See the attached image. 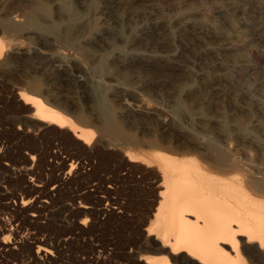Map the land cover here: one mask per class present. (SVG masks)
<instances>
[{
	"label": "rangeland",
	"instance_id": "rangeland-1",
	"mask_svg": "<svg viewBox=\"0 0 264 264\" xmlns=\"http://www.w3.org/2000/svg\"><path fill=\"white\" fill-rule=\"evenodd\" d=\"M70 1L77 14L74 20L67 19L70 17L61 0H0V41L6 43L10 35L22 30L10 38L39 49L51 48V42L61 46L65 38L62 45L66 46L61 48L68 53H75L72 48L78 44L81 48L75 49L88 60L87 68L97 82L86 86L79 81L64 82L61 72L49 68L43 97L72 117L80 106L91 126L98 128L104 120L96 103L98 84V94L105 100L124 140L114 144L103 136L101 145L91 155H81V176L66 179L69 167H62L60 159L68 152L78 151L67 144L66 137L26 117L28 113L19 98L29 101L33 95L23 87L25 78L15 67L28 58H9L13 66L0 69V123L4 131L0 135V156L4 157L0 159V218L11 219L12 213L3 207L9 199L34 200L39 195L29 194L28 183L40 185V190L52 194L36 201L35 209L40 210L37 221L21 218L20 214L15 225L22 230L19 236L28 240L18 249L1 250L0 264H32L30 259L36 249L33 236L45 238L52 246V254L58 260L54 264H128V218L147 217L141 226L145 235L154 226V216L143 211L146 199H150L144 187L152 181L156 185L162 183L153 175L161 171L159 160L163 156L176 161L193 160L209 177L230 182H242L243 177L236 170H216V156L221 153L225 160L236 155L243 161L264 162V0ZM32 10L39 17H46L39 18L40 28L28 27L21 19ZM13 15L19 22L12 19ZM72 32L76 33L71 35ZM44 149L52 155L61 154L59 160L46 155ZM44 157L47 164L40 165ZM27 166L34 170L32 174L24 171ZM22 175H26L24 180ZM102 184L114 192L108 194ZM85 190H89V196L86 193L83 202L91 210L81 225L77 223L81 218L76 211L70 213L67 208L72 206L68 204L72 194ZM113 197L124 202L123 207L114 208L120 215L100 213L104 207H116L109 201ZM42 199L47 200L44 205ZM251 263L260 264L245 262Z\"/></svg>",
	"mask_w": 264,
	"mask_h": 264
},
{
	"label": "bare ground",
	"instance_id": "bare-ground-1",
	"mask_svg": "<svg viewBox=\"0 0 264 264\" xmlns=\"http://www.w3.org/2000/svg\"><path fill=\"white\" fill-rule=\"evenodd\" d=\"M61 2H62L63 7L65 8L64 10L68 12L69 17H70V18H67V17L66 18L69 20L71 19L74 20L73 17H76L75 15L77 14H75L71 1L61 0ZM38 15L40 14L37 13L36 10H32L30 13H27L25 16L21 15L22 16L21 19L24 20L25 24L23 22H20V23H23L24 25L28 27H38L39 25L41 26L42 25L40 22L41 19L39 20V18L43 16L39 17ZM43 18H46V17H43ZM8 19H10V17ZM8 19H5V20L9 21ZM12 19H15V21L18 20L16 19V17H14V15ZM17 22H19V20ZM46 22L47 21L43 23H46ZM64 24H67V22H65ZM73 24H76V23H73ZM19 28H23V27H19ZM13 29L15 28L12 27V30ZM79 29H81V27ZM75 30L76 29H73V31ZM21 31H19V34L21 33ZM13 32L9 30L8 33H13ZM73 33L75 34L76 32H72L71 35ZM19 34H15V35L18 36ZM15 35H10V37L11 36L14 37ZM71 35L69 37L72 38ZM76 35H80V34H76ZM76 35H74V38ZM39 36L41 37V35ZM10 37H8V41L6 43H4L3 41H0V69H6V68L13 66L12 65L13 63H11L10 62L11 60L9 59L11 57H21L22 58V56H27L28 60H26L19 66H16L15 69L18 70L20 75H22L25 78L23 80L25 86L23 87L27 88L29 90L28 92H31L33 96L29 98V101L27 99L24 100V98L22 97H20L19 100H21L23 110L28 113L26 117L33 119V121L34 120L39 121L43 123L44 125H46L47 127H50L52 132L58 135L64 136V138L66 137L67 138L66 140L68 141L67 144L72 147L74 146L76 148V151H78L75 153L68 152L64 157L60 159V165L62 167L63 166L69 167V171L67 174L68 177H66V179L68 178L69 180L71 179V177H73V175H76V174L79 175V173L81 174V172H79V169L81 167L78 165L82 163L81 155H85V156L91 155L92 151L101 145L102 143L101 138L103 136L110 138L111 140L110 139L109 140L111 142L115 141V143L114 142L113 143L116 144V141H119L121 139L124 140V138H122L123 134L116 127L115 123H113V120H112L113 116L111 117V114H109V110L107 109V106H106L107 104H105L106 103L105 100L101 97L100 94H98V84L95 87L96 95H97L96 103L100 105L99 110H101V112L104 114V117H103L104 120L102 121L103 123L98 128L97 127L94 128L91 126V124L87 120V116L85 115L83 111L84 109H82L80 106H78V108L75 111V117H72L70 114L64 111V109H62L60 106L49 101L50 99L47 100L43 97V92L46 91V87H47L46 77H48V75L50 74V71L47 72V69L49 68L56 70L57 72H61L63 74L64 82L74 83V82L79 81L81 85H85L87 83L93 84L97 82L96 80L94 81V78L90 74L91 72H89L87 68L86 62L88 60L86 61L85 56L83 57V55H78L79 51L76 50L79 47L78 44H76L74 48H72L71 46V48L74 49L72 50V52H75V53H68L69 50L65 52L61 48V46H66V45H62L63 44L62 42L65 40V38L62 42H60L61 46H59L60 44L58 45L55 42H51L50 43L51 48L49 49L40 48L39 49V48L33 47L29 43H22L18 41L17 39L10 38ZM69 37L68 39H71ZM60 40H62V38ZM64 44H67V43H64ZM74 44L75 43H73V45ZM67 45H71V44H67ZM81 51L83 52V50ZM90 63L91 62L89 61V65L92 64ZM67 67H69L70 70H68ZM71 105L72 107L76 106V105L73 106V104ZM29 120L30 119H28V121ZM1 123H0V135L4 134L3 133L4 131L1 130V125H2ZM126 141H124L125 143L124 146L127 145L126 143L128 141L127 142ZM120 142L124 144L122 141ZM120 142H118V144H120ZM132 142L133 143H130V142L129 143L132 145L134 144V141ZM105 147H108V145H105ZM36 148L38 149V147ZM44 151L47 152V150L45 149ZM45 154L46 155L49 154L48 156H54V158H57L58 155H61V154H57V152L52 155L50 151ZM99 154L101 153L99 152ZM2 157L3 156H0V159ZM223 157H222V153L216 156V159H217L215 162L216 170H219V171L236 170L237 172L242 174V177H243L242 182L215 180L209 177L204 172V170L200 167V165L193 160L176 161L173 158L170 159L164 156L159 160L161 163L160 165L161 171H159V174L155 173L157 175H153V176L155 178L156 177H159V179L161 178L162 183L158 182L160 184L157 183L156 185L155 183H153L154 181H152V183L147 184V187H144V193L145 194L147 193L148 195L146 196L150 197V199L148 200L146 199V203H145L146 207L144 208L145 210L143 211L146 212L145 214L147 216L151 214L154 216L155 218L154 226H152L151 230L147 232V234L145 235V233L143 234L141 232V226L143 224H146L145 221L147 220V217L145 218L144 216V218L141 217L138 220H133L132 218H128V239L126 240V243H128L127 244L128 245V264H245L246 261L256 262L260 264L264 263V162L262 161L260 163H254L251 160L243 161V160L238 159L236 155L228 156V159L226 160ZM45 158L46 157L43 158V161L42 159H39L42 161L40 165L46 162ZM59 158L60 157H58L57 159L59 160ZM177 160H181V159L177 158ZM24 161L28 162L25 159ZM76 165H78L79 167H76ZM51 168L55 169V166L53 165ZM56 169H62V168H56ZM24 171L27 174L28 173L32 174L34 170L32 169V167L27 166V167H24ZM25 176L22 175L21 180H24ZM57 180L60 181V179H57ZM111 181H108V182H111ZM58 186H59V183H58ZM101 186L103 187L104 185L102 184ZM39 187L40 185L32 186L29 183L26 185V190L29 192V194L30 193L33 194L34 192H39V195L34 197V200L28 199V198L25 199L24 197H20V196H18L20 197V199L16 197L15 199L14 196H12L14 199H9L6 202L5 200H3V202H5L3 203V207L6 210H9L10 213L12 214H11L10 220L8 219L4 221L3 219L0 218V251L1 250L10 251L16 248L18 249V247L21 246L22 242H26L28 240V239L24 240L22 239L23 238L22 236H19V232H21L22 230H19V228H17V225L15 224L18 220H20V214L23 215L21 216V218L24 217V219H27L32 222L37 221V219L39 218L40 210L35 209L36 201H38V199L40 198L47 197L48 195L52 194V192H46V191L40 190ZM80 187H83V186L81 185ZM79 189L82 190V188H78V191ZM98 189L100 191V187L97 188V191ZM54 190L52 188V191ZM105 190L108 194L111 192L112 193L114 192L112 187H109ZM88 191L85 190V192L81 191V192L75 193L74 195L72 194V196L69 198V200H71V203H68V204H72V206H69L67 204L69 206L67 208V211H69L70 213L73 211H76V214L80 216L81 221L77 223L81 225H84V223L87 221L86 215L88 212H90L89 210H91L89 204H87V202L86 203L83 202V200H85L84 198L86 197V193H87V196H89ZM141 191L143 192V190ZM116 192L118 193L119 191H116ZM91 196L93 197L94 194ZM92 197L91 199L94 198ZM99 198L97 196V199ZM119 199L121 198L119 197L109 198L110 204H114L116 205V207H113V208L110 207L109 209L105 207L102 209L100 208L101 209L100 213L105 214V215L109 213L115 214L116 216L117 214L120 215V213H118L119 211L115 212V209H114V208L118 209V208L123 207L124 202L123 203L120 202ZM100 201L101 200H99L98 202ZM41 202L44 205L47 202V200H43ZM92 204L93 203H91V205ZM124 210H125V206H124ZM81 215L83 217H81ZM122 216H124V214L121 215V217ZM133 216L135 217V215ZM100 220L101 219L99 218V221ZM105 221L103 223H106ZM78 227L79 226H77L76 228ZM32 239H33V242L32 241L31 242L35 244L36 249L34 253L32 254V258L30 257L31 258L30 263L32 264H43V263L54 264L55 262L58 261L57 257L52 254V246L48 245L47 240L45 238L33 236ZM148 253H152L153 255L148 254ZM59 264H65V263H59Z\"/></svg>",
	"mask_w": 264,
	"mask_h": 264
}]
</instances>
